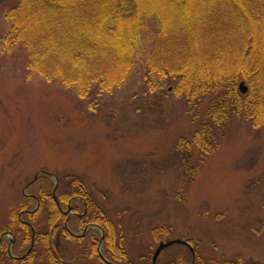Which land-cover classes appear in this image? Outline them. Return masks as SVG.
I'll list each match as a JSON object with an SVG mask.
<instances>
[{"label": "rangeland", "instance_id": "374dc122", "mask_svg": "<svg viewBox=\"0 0 264 264\" xmlns=\"http://www.w3.org/2000/svg\"><path fill=\"white\" fill-rule=\"evenodd\" d=\"M16 1L0 0V227L9 223L37 173L29 196H39L57 180L64 189L65 176L82 177L120 230L135 264L144 256L151 262L158 244L172 238L192 240L204 258L264 264V125L256 128L237 116L216 125L205 104L192 109L175 91L176 75L159 70L165 62L159 60L154 23L139 61L121 84L84 95L76 85L48 82L30 72L19 45L3 46L9 25L4 12ZM191 1L140 0L166 20L193 15ZM150 62H156L153 69ZM202 121L215 126L212 151L192 145L186 158L178 139L191 140ZM185 163L197 168L192 182ZM30 206L33 210L36 202ZM24 220L30 221L27 215ZM77 222L70 223L75 233ZM158 226L171 231L156 240L152 230ZM175 246L158 264L181 252ZM28 247L22 245L24 251ZM73 247L66 245L63 256L80 264Z\"/></svg>", "mask_w": 264, "mask_h": 264}, {"label": "trees", "instance_id": "16d2710c", "mask_svg": "<svg viewBox=\"0 0 264 264\" xmlns=\"http://www.w3.org/2000/svg\"><path fill=\"white\" fill-rule=\"evenodd\" d=\"M165 2L183 5L186 0ZM191 2L196 4L193 15H171L166 20L162 12L140 0H17L4 12L9 25L2 43L8 49L19 45L24 50L30 72L48 82L76 85L80 93L89 95L95 87L108 91L125 81L139 61L144 36L154 23L158 25L159 60L165 62L159 70L163 73L165 67L176 75L175 91L185 96L192 109L205 104L206 114L216 125L237 116L253 127L263 126L264 0ZM155 63L150 62L149 67L153 69ZM239 78L248 81L246 94L239 90ZM214 133V124L202 121L192 139L180 137L177 146L187 153L193 145L209 154ZM185 165L184 172L192 182L198 176L197 168ZM61 183L60 202L84 197L88 209L83 224L93 222L104 229L105 256L115 264H135L123 235L100 208L86 181L65 176ZM52 193L53 185L45 186L37 196L39 209L26 214L36 231L34 249L25 259L14 260L5 242H0V264H73L63 256L69 244L74 246L71 250L80 264H107L98 256L93 237L80 239L65 233L63 216ZM23 196L9 223L0 227V236L7 231L14 234L15 251L24 243L30 245L32 239V231L19 220V213L30 209L35 199ZM169 231L170 227L158 226L152 230L153 237L158 240ZM59 233L62 235L56 246ZM175 247L181 252L159 264H260L254 260L221 262L202 257L196 249L193 259L184 247ZM136 264H152V260L144 256Z\"/></svg>", "mask_w": 264, "mask_h": 264}, {"label": "flooded vegetation", "instance_id": "af4514ba", "mask_svg": "<svg viewBox=\"0 0 264 264\" xmlns=\"http://www.w3.org/2000/svg\"><path fill=\"white\" fill-rule=\"evenodd\" d=\"M33 184V183H32ZM53 198L54 201L56 202V205L58 207V209L61 211L62 216L66 215V222L64 224L65 227V233L71 235L72 237H76V238H80V239H84V238H88V237H93V239L95 240V242L98 244L97 246V250H98V256L103 260V258L101 257V254L104 256V258L107 260L104 261L107 264H115L113 262H111L104 254L103 249H104V241H105V231L102 228L101 225L97 224V223H84V220L86 219V214H87V201L85 200L84 197L81 196H75L72 197L69 201H68V207L66 209H64L61 205V202L59 200V181L57 180L54 184H53ZM57 188L56 193H54V189ZM25 196H29V195H25ZM29 197H33L35 199L36 202V206L33 210L27 209L24 211H21L19 213V220L27 225H29L31 231H32V239H31V243L29 245V247L24 251L23 249H20L18 251H15L13 249V247L15 246L16 243V238L14 236V234L10 231L7 232H3L2 235L0 236V242H5V246H7V250L9 253L10 258L14 259V260H23L25 259L30 253L31 251L34 249L35 246V238H36V231L35 228L33 226V224L31 222H27L26 220L23 219V216L26 214H32L34 212H36L39 207H40V202H39V198L38 197H34L32 194ZM75 203H79V205H81L82 207L78 206H74ZM103 208V207H100ZM74 219L78 220V224H79V233H75L71 230L70 228V223L73 222ZM111 219V218H110ZM61 233H59L57 235V243L56 246L59 245V240L61 238ZM34 241L33 244V248L31 249V251L28 253V251L30 250L31 246H32V242ZM26 255L23 259H16L17 257H22Z\"/></svg>", "mask_w": 264, "mask_h": 264}, {"label": "water", "instance_id": "95a60500", "mask_svg": "<svg viewBox=\"0 0 264 264\" xmlns=\"http://www.w3.org/2000/svg\"><path fill=\"white\" fill-rule=\"evenodd\" d=\"M239 87H240V91H241L242 94H246L247 93L248 87L245 85L244 82H241ZM40 174H41L40 172L37 173V175L35 176V178L32 181V183L35 182L39 178ZM30 185L31 184H29L28 186H26L24 188L25 195H28V194H26V191H27V189H28V187ZM56 191H57V188L54 189V193H56ZM33 244H34V241L32 242V246H31L30 250L28 251V253L33 248ZM174 245H181V246L187 247L190 250V252H191V254L193 256V259L195 258V250L192 247V245L189 243V241L183 240V239H180V238H172V239H170L168 241H162V242L159 243V245L157 246V248H156V250H155V252L153 253V256H152L153 264H157L160 255L166 249H168V248H170L171 246H174ZM100 254H101V257L103 258V260L107 262V260L104 258L102 253H100ZM25 256L26 255H24L22 257H17L16 259H23Z\"/></svg>", "mask_w": 264, "mask_h": 264}]
</instances>
